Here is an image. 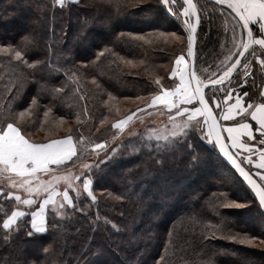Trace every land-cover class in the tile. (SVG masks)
<instances>
[{
    "label": "trees",
    "instance_id": "trees-1",
    "mask_svg": "<svg viewBox=\"0 0 264 264\" xmlns=\"http://www.w3.org/2000/svg\"><path fill=\"white\" fill-rule=\"evenodd\" d=\"M1 2L0 41L15 43L26 35H34L38 43L30 54V62L44 60L48 45H53L64 60L65 67L75 65L76 86L80 88V93L68 92L63 101L53 99L40 89L47 78V70L37 65L35 69L28 70L34 71L35 76L15 101L11 113L27 108L32 98L37 97L39 104L32 109L31 115L34 123L47 127L48 124L41 119H44V111L50 106L52 111L49 117L60 116L65 121H75L69 133L75 140L78 131L84 132L85 137H104L107 134V127L100 126V121L110 115L105 107L106 99L116 100L121 94L151 97L157 91L155 80L160 78L161 83H165V69L178 50L176 45L163 43L157 34L162 23L153 18L163 14L159 5L149 14L128 8L126 12L115 15L117 9L106 0H82V4L69 10L53 11L50 0ZM152 3L155 4V0ZM194 3L212 15V2L200 0ZM179 4H182L181 0ZM16 12L22 17L17 18ZM138 16L141 26L147 23L152 25L150 30L140 26L129 30V27L137 25ZM174 21L183 26L180 20L174 18ZM93 23L94 26L90 27ZM10 24L20 27V32L12 35L6 33ZM120 25L128 28V31L120 29ZM222 31L223 21L218 15L212 17L211 23L204 20L198 28L195 50L198 68L206 69L221 57L223 50L217 33ZM121 33H124L123 37ZM93 36L99 37L100 41L90 42ZM92 44L96 47L92 48ZM101 51L105 52L104 56L96 60L97 53ZM113 52L116 55H112ZM257 55L264 58L259 52ZM117 56L132 61L133 65L138 64L139 68H128L117 60ZM67 59L73 63H67ZM251 59L253 76L248 78L243 90L258 95L263 89L264 73L255 58ZM81 62L83 67L80 66ZM129 75L133 79H129ZM88 78L95 81L97 89L87 82ZM64 79L63 76L59 77L55 81L56 86L59 87ZM4 82L0 81V92L4 91ZM80 95L84 96L83 100L79 99ZM2 102L4 107L0 108V119L11 114L7 111V101ZM97 126L98 131L94 132ZM25 128L31 131L33 126L25 123ZM135 144L134 147L138 148L139 145ZM198 145L193 151L176 147L175 153L165 150L158 155H134L133 161L121 164H129L127 169L109 162L102 171H98V177L102 176V180L95 186L100 197L97 207L87 198H81L80 207L85 211L70 216L58 230L28 237L22 226L14 238L5 242L2 229L4 214L0 211V264H23L29 260L36 264H155L160 255H165L166 264H203L209 259L212 264H264V256H244L247 251L239 249L235 241L223 238L219 233L216 239L204 238L205 223L210 221L215 224L220 219L215 215L213 204L224 197L242 203L236 192L254 197L222 161L216 148L205 143ZM206 151L214 155L211 161L206 159ZM193 154L199 156L195 164L192 163ZM87 155L84 153V157ZM84 157L80 160L74 158L75 164L69 162L65 169L75 170L81 163L91 162ZM108 177L117 186L110 185ZM181 190L185 192L180 193ZM101 191L105 196L99 194ZM0 203L10 210L15 201ZM219 212L231 221L233 233H240L241 236L264 234V216H261L256 204L250 203L247 209L221 207ZM97 213L100 216L98 222L95 221ZM105 218L117 228L106 224ZM165 245L168 246L167 252ZM45 247L49 248L47 253L43 251Z\"/></svg>",
    "mask_w": 264,
    "mask_h": 264
},
{
    "label": "snow or ice",
    "instance_id": "snow-or-ice-1",
    "mask_svg": "<svg viewBox=\"0 0 264 264\" xmlns=\"http://www.w3.org/2000/svg\"><path fill=\"white\" fill-rule=\"evenodd\" d=\"M106 2L117 9L115 15L126 12L128 8L149 14L156 10L157 5L162 6L168 14L182 22V31H187L188 59L184 54L176 56L175 66L170 73L179 82L174 87H165L160 78H157L155 84L159 90L152 95L150 102H145L144 107H137L131 114L111 125L118 130L113 135V140H118L120 133L134 118L143 123L145 115L152 116L153 112L147 111L148 109H153L161 116L166 115L167 120L161 122L162 127L146 126V133L132 134L140 142V148H135L134 151L146 149L150 155H158L176 147L186 146L192 149L190 141L198 136L200 141L217 148L227 158L251 190L254 199L250 197L249 202L256 204L261 216H264V89L258 95L243 90V84H247L248 78L253 76L251 58H255L261 71H264V58L257 55V52L264 55V0H212V15H209L207 9H199L193 0H183V4H179V0H155V4L152 0ZM56 5L64 7L66 0H53V7ZM216 15L223 21V31L217 33L223 50L221 57L213 61L214 66L198 68L194 50L197 30L204 20L211 23L212 17ZM120 35L123 37L124 33ZM167 35L177 41L185 39L175 32ZM37 43L36 37L31 34L15 43L0 41V81H5L2 85L4 91L0 92V108L4 107L2 101H7L9 113L14 111L15 101L35 76L34 71L28 70L35 69L37 65L47 70V78L40 89L53 99L63 101L68 92L80 93V88L76 86L78 79L75 65L65 67L64 60L53 45H48L44 60L30 62V54ZM104 54V51L97 53L96 60H100ZM112 55L116 53L113 52ZM125 62L133 65L130 60ZM67 63L73 62L67 59ZM61 76L65 79L57 87L55 81ZM79 99L83 100L84 96L80 95ZM210 102L215 103V110ZM38 104V98L33 97L29 106L18 112L19 120H12L7 115L0 119V201H15L10 210H6L4 204L0 203V211L4 214L2 229L5 242L14 238L22 230V226L26 236L33 237L58 230L70 216L84 212L85 208L80 207L81 191L86 192L93 203L96 201L91 190L94 170L102 171V166L114 161L123 148L121 142L109 150L107 141L93 143L82 132L75 143L71 134L63 138L50 135L43 140L33 139L20 121L26 114L32 115V109ZM51 111L52 108L47 107L44 116L47 117ZM84 112L87 115V109ZM137 113L141 115L137 116ZM77 119L79 121V114ZM107 120L104 117L100 124H105ZM71 131L70 129L69 132ZM89 147L90 151L84 157V152ZM100 152H104L103 158H100ZM254 156L257 159L254 160ZM74 157L76 160L84 157L91 162L81 163L79 174L62 171L67 167L68 161L75 164ZM198 160L199 156L193 154L192 163L195 164ZM245 165L249 167L246 168ZM61 184L64 185L63 191L60 190ZM69 189L76 193L75 198L69 194ZM221 207L244 209L249 204L238 203L227 197L213 204L215 215L220 219L215 224L210 221L205 223L204 238L216 239L219 233L223 238L251 245L257 237L233 233L231 221L219 212ZM99 220L97 213L95 221ZM105 223L111 224L113 229L117 228L107 218ZM43 251L47 253L49 248L45 247ZM167 251L168 246L165 245V252ZM23 264L36 262L29 260ZM155 264H166L165 255H160ZM203 264H212V261L209 259Z\"/></svg>",
    "mask_w": 264,
    "mask_h": 264
},
{
    "label": "rangeland",
    "instance_id": "rangeland-1",
    "mask_svg": "<svg viewBox=\"0 0 264 264\" xmlns=\"http://www.w3.org/2000/svg\"><path fill=\"white\" fill-rule=\"evenodd\" d=\"M3 1H7V0H3ZM50 1H51L52 11L55 10V9H58V10H60V9L69 10L70 7L73 8L75 6H78V5L82 4V0H71L70 3L68 2V0H66V5L64 7H60L59 5H56L55 7H53V0H50ZM193 1L195 2V1H200V0H193ZM201 1L212 2V0H201ZM182 4H183V2H182ZM2 8H3V4L1 2L0 3V21H2L1 20V14L3 13V9ZM159 9H160V11L163 14L162 15L158 14L156 17L153 18V19L159 20V22L162 23V25L159 26L160 28H158L159 33H157L159 35V38H161L163 43H165L167 45L172 44V45H176L178 47L177 48L178 50L175 52L176 56L184 54L185 58L188 59L187 58V51H186L187 50L186 49V36H187V33H186L185 30L182 31L184 26H182L180 22L179 23L175 22L173 16L168 14L163 9L162 6H159ZM16 16H17V18L22 17V15H18L17 12H16ZM136 22H137V25L129 27V30L135 29V28H137V26H140L139 28L142 27V29L145 28L147 30H150L151 27H152V25L149 26V23L143 24L141 26L138 23V22H140L139 16L136 17ZM7 26H8V28H7L8 32H6V33L11 34V35L19 33L20 30H21L20 27L18 28L14 24H10V25H7ZM92 26H94V23L90 27H92ZM120 29H122L123 31H128V28H126L125 26H121L120 25ZM173 32L177 33L178 35L184 36L185 37L184 41H177L174 37H172L170 35H167V34H170V33H173ZM89 41L90 42H93V41L99 42L100 38L96 37V36H93ZM96 44L98 45V43H96ZM91 47L95 48L96 46H95V44H92ZM195 50H196V45H195ZM175 57H174L173 61L165 69V72H164V74H165V83H161L165 87H174L175 84L179 82L178 78H172L170 76L171 69L175 66V64H174ZM117 60L119 62L123 63L125 66H127L130 69H138L139 68L138 64H136L134 67H132L130 64H127L125 62L127 60H125V59L123 60L119 56H117ZM80 66L83 67L84 64L81 62ZM130 78L133 79V76L129 75V79ZM87 82L89 84H91V86L95 87V89H97V86H96V84L93 83V80L88 78ZM162 82H163V80H162ZM156 88H157V91H158L159 89H158L157 86H156ZM151 98H152V96L151 97L148 96V97H145V98H142V99H137V97H135L134 95H131V94H121L120 97H118V99H116V100L112 99V98L106 99L105 107H106V109L109 110L110 115H109L108 120L105 122V124L100 125V126H106L107 127V130H108L107 134L104 137H102V136L101 137H97L95 135H93L91 137L90 136L87 137L93 143H100V142L107 141L108 146H109V150H110V148L112 146H115L117 143H121L122 142L123 148H122L121 154L114 161H112V162H114V165H116L117 167L121 166L123 169H124V167H126V169H127V168L130 167V166H127L129 164H125V165H121V164H123L124 162H127L129 160L133 161L134 159L132 158V156H134V155H139V154H144V153H145V155H147V153H148V151L146 149H141L138 152L134 151L135 142H136V144L139 145L138 148H140V142H139V139H138L137 136L132 135L133 133H141V132H145L146 133V126H147V128H152V127H158L159 128V127H162L163 125H162L161 122L162 121L166 122V120H167L166 115L165 116H161L158 112L154 111L153 109H148L147 111L153 112L152 116H146L145 115L143 117V123L140 120H136L134 118L133 121L129 122V124L126 125L124 131L122 133H120V136H119L118 140H116V141L113 140V135L115 133H117L118 130L117 129H113L111 127V125L113 123H115L117 120L123 119L126 115L131 114V112L135 111L137 107H144L145 102H150ZM212 106H213V109L215 110V103H212ZM24 109L25 108H23V110ZM23 110H20V111H23ZM20 111H18V112H20ZM18 112L11 113L9 118L12 119V120H19L20 118L18 117ZM140 115H141L140 113H137V116H140ZM41 121H43L45 124H48L47 127L37 126L34 123V121H33V117H31V115L29 116L28 114H26L25 117L23 118V120L20 121V122H21L22 126H24V127H25V123H30L31 126H33V129L31 131H29V132L32 134V138L36 139V140L46 139L50 135H53V136H55L57 138L58 137H63L65 135H68L70 133L69 130L70 129L72 130V128H73L71 126L73 125V123H75V121H73V120H71L72 122L71 121H65L64 119L61 120L60 116H54V117L47 116V117H44V119H41ZM153 122H155L156 124L152 125ZM76 130H78V129H76ZM96 131H98V126H97V128L94 129V132H96ZM79 133H81V132L78 131L76 135L78 136ZM82 133L84 134V132H82ZM73 142L74 143L76 142V140L74 138H73ZM190 143H192L193 148L199 147L198 143H200L201 145L203 143L207 144L206 142L200 141L198 136L194 137L190 141ZM184 147H186V146H184ZM193 148L192 149H188L187 148V150L188 151H193ZM172 150H173V153H175V151H176L175 148L172 149ZM88 151H90V147L84 153H88ZM167 151H171V150H167ZM205 155H206V159L210 160V161H211V157L214 156L212 153H209L207 151H206ZM103 156H104V152H100V158H103ZM74 158H73V160H75ZM92 159H94V157ZM69 162H72V161H68V163ZM103 167L104 166H102V168ZM62 171H67V170L66 169H62ZM68 171H71L74 174H79L80 167H77L75 170H68ZM98 173H99L98 170H94V174L92 175V179H93L94 183L91 186V190H92L93 194L97 198L96 201L93 203L90 200V198L87 196V193L83 192V190L81 191V198H83V197L87 198L90 201V203L92 205L96 206V207H97V204H98V201H99L100 197H98V195H97V191L95 190V186H96V184H97V182L99 180L100 181L102 180V176L98 177ZM107 179H108L110 185H116L117 186V183L115 181H113V179L111 177H108ZM200 182H202V181H200ZM63 189H64V185H63V187H61L60 190L63 191ZM182 192H185V191L181 190L180 193H182ZM236 193H237L238 198L242 201V204H249L250 205V202H249V198L250 197L248 195L239 194L238 192H236ZM69 194L73 198H75V196H76V193L74 191H72L71 189H69ZM99 194L102 195V196H105L104 191L99 192ZM37 207H38V205H37ZM247 208H245V209H247ZM180 209H181V207L178 208V210H180ZM237 218H239V217H237ZM38 235H41V234H38ZM247 236H249V237L255 236V237H257V239L254 240L251 245H249V244H240L237 241L234 242L239 249H241L243 251H247V253L245 252L244 256H253L255 254L264 256V243H261V241H264V234L263 235H257V234L252 233L251 236L250 235H247ZM94 264H96V263H94Z\"/></svg>",
    "mask_w": 264,
    "mask_h": 264
},
{
    "label": "water",
    "instance_id": "water-1",
    "mask_svg": "<svg viewBox=\"0 0 264 264\" xmlns=\"http://www.w3.org/2000/svg\"><path fill=\"white\" fill-rule=\"evenodd\" d=\"M183 2V0H181ZM194 3V1H193ZM198 31V30H197ZM195 50V49H194ZM188 58V57H187ZM207 91V89H206ZM219 156L221 157L222 161L236 174V176L244 183V185L248 188V185L243 181L242 177L239 176V174L235 171V169L232 167V165L230 164V162L227 160L226 157L223 156V154H221L219 152V150L216 148ZM248 190L251 192V190L248 188ZM252 194V193H251ZM253 195V194H252Z\"/></svg>",
    "mask_w": 264,
    "mask_h": 264
},
{
    "label": "crops",
    "instance_id": "crops-1",
    "mask_svg": "<svg viewBox=\"0 0 264 264\" xmlns=\"http://www.w3.org/2000/svg\"><path fill=\"white\" fill-rule=\"evenodd\" d=\"M263 73H264V71H263ZM263 89H264V84H263ZM249 122L254 124V122H251V121H249ZM255 134H256L257 136L259 135L258 133H255ZM253 159L255 160V159H257V157L254 156ZM245 166H246V168L249 167V166H247V165H245Z\"/></svg>",
    "mask_w": 264,
    "mask_h": 264
}]
</instances>
